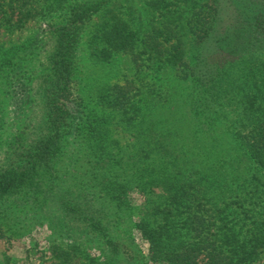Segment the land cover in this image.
I'll return each mask as SVG.
<instances>
[{
	"label": "rangeland",
	"instance_id": "obj_1",
	"mask_svg": "<svg viewBox=\"0 0 264 264\" xmlns=\"http://www.w3.org/2000/svg\"><path fill=\"white\" fill-rule=\"evenodd\" d=\"M66 1L82 0H20L18 14L0 1V169L28 153L45 119L49 89L58 88L50 82V61ZM156 3L114 0L80 26L72 91L63 98L73 117L52 173L39 170L32 184L0 199V264H167L158 255L152 258L142 229L158 227V207L167 203L158 182L119 187L121 199H114L112 192L99 191L93 177L104 172L126 183L133 169L154 166L145 155L175 170L161 159L167 152L179 158L182 170L198 167L194 158L202 151L192 142L183 77L193 52L190 24L197 7L195 0H166L163 10ZM114 17L129 24L121 50L100 39ZM261 28L252 50L264 48ZM165 37L180 47L173 53L178 65H166L157 51ZM241 45L239 53L247 50ZM228 107L226 118L236 117ZM259 183L264 186V180ZM223 207L218 216L228 212ZM242 264H264V246Z\"/></svg>",
	"mask_w": 264,
	"mask_h": 264
},
{
	"label": "trees",
	"instance_id": "obj_2",
	"mask_svg": "<svg viewBox=\"0 0 264 264\" xmlns=\"http://www.w3.org/2000/svg\"><path fill=\"white\" fill-rule=\"evenodd\" d=\"M4 1L20 13V0ZM112 1H66L61 13L65 20L54 29L57 47L50 61V82L58 88L45 95V119L28 153L0 169V199L32 184L39 170L52 173L65 126L73 117L63 98L72 91L80 26ZM155 1L159 9H167L166 0ZM195 5L190 24L194 47L183 77L189 89L185 103L192 113V142L202 151L195 154L198 167L182 170L179 158L167 152L161 159H168L175 170L156 156L145 155L154 166L133 169L126 183L104 172L93 177L99 191L112 192L114 199H121L119 187L142 180L162 187L168 200L158 207V227L142 228L152 258L158 255L167 264H242L252 261L264 246V186L259 183L264 180V48L250 49L259 27L264 28V0H195ZM109 24L100 39L123 49L129 24L121 17ZM239 43L247 50L239 53ZM156 46L166 65L179 64L173 54L179 45L165 37ZM103 51L110 54L106 47ZM234 71L239 73L233 76ZM228 106L236 117L226 118ZM63 204L77 210L67 201ZM222 205L228 212L218 216ZM183 213L187 215L178 218Z\"/></svg>",
	"mask_w": 264,
	"mask_h": 264
}]
</instances>
